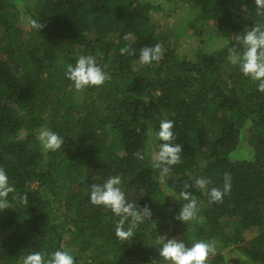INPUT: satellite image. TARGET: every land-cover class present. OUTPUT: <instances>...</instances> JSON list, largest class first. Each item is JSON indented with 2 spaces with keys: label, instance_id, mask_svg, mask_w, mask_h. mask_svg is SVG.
<instances>
[{
  "label": "trees",
  "instance_id": "obj_1",
  "mask_svg": "<svg viewBox=\"0 0 264 264\" xmlns=\"http://www.w3.org/2000/svg\"><path fill=\"white\" fill-rule=\"evenodd\" d=\"M165 1L185 2L187 28L198 35L197 23L214 24L223 46L179 54L152 18L160 7L145 0H0V167L15 188L0 210V264L57 250L69 251L75 264H152L161 262L158 236L188 247L214 242L207 264H227L222 251L250 237L247 262L264 264V93L228 61L235 36L259 19L254 0ZM19 5L45 25L41 32L18 27ZM157 43L163 59L139 64V50ZM124 46L136 54L121 55ZM82 55L94 56L111 79L76 92L65 71ZM163 119L173 121V143L182 145L180 163L164 177L146 157L149 134L162 143L155 134ZM249 122L255 150L236 157ZM41 127L64 139L59 150H43ZM225 173L230 192L209 203L196 179L223 189ZM116 175L122 191L152 212L127 241L115 236L118 218L90 202V186ZM185 184L199 209L187 224L175 219ZM24 194L27 204L14 198Z\"/></svg>",
  "mask_w": 264,
  "mask_h": 264
},
{
  "label": "clouds",
  "instance_id": "obj_2",
  "mask_svg": "<svg viewBox=\"0 0 264 264\" xmlns=\"http://www.w3.org/2000/svg\"><path fill=\"white\" fill-rule=\"evenodd\" d=\"M256 16L259 18L250 28L244 30L242 34L235 36L234 44L228 49V61L239 68L241 74L257 83L258 90L264 93V0H254ZM32 29L41 32L44 24L35 19L29 20ZM125 40L132 39V34L124 36ZM121 55H135L134 49L124 46L120 49ZM164 49L161 44L155 46H145L139 50V64L151 66L159 63L163 59ZM66 78L71 82L76 92H81L86 88L101 87L106 81L111 79L92 55L80 56L75 65L68 64L65 71ZM173 121L163 119L160 121L159 130L155 138L162 142L155 150L153 167L162 177L168 176L174 165L181 161L182 145L174 144L176 136L173 132ZM39 141L44 151L59 150L64 139L55 132L41 127L39 130ZM158 149V150H157ZM121 177L119 175L110 176L104 183H93L90 186V202L94 206H102L105 210L118 218L115 225V236L121 241L132 239L140 224L146 219L151 220L152 212L148 205L139 207L137 203L126 200L122 191ZM211 180L206 177H199L195 181V186L201 191H207L209 203H221L223 197L230 192L231 176L224 174L223 189L208 186ZM189 184L184 185V190L179 194V201L183 205L175 219L187 224L197 218V199L188 191ZM15 192L13 185L9 183V177L5 170L0 167V210L9 208L8 196ZM21 204H27V194L14 197ZM159 256L161 262L153 261L152 264H207L209 257L216 254V247L211 241H198L191 247L175 238L158 236ZM22 264H75L72 254L67 250H57L51 253L41 251L32 252L22 259Z\"/></svg>",
  "mask_w": 264,
  "mask_h": 264
},
{
  "label": "rangeland",
  "instance_id": "obj_3",
  "mask_svg": "<svg viewBox=\"0 0 264 264\" xmlns=\"http://www.w3.org/2000/svg\"><path fill=\"white\" fill-rule=\"evenodd\" d=\"M153 5H157L160 7L159 10L153 11L151 13L152 18L154 19L155 23L159 26V32L162 36H166L169 43H172V46L175 47V50L182 54L183 52L187 51L193 46H199L203 50L213 49V48H221L223 46V38L218 36L215 32V25L214 24H207L203 23H197V27H200L201 34L198 35L195 32H192L187 28V22L192 17V14L190 13L189 9L187 8L185 2L183 1H174L178 5L175 6L171 2L165 1V0H145ZM20 13L19 16H17V25L22 30H28L29 29V18L25 14V9L23 8V5H19L18 9ZM3 26H0V52L3 50L5 41L3 38ZM20 77V75H18ZM211 123L205 124V130H209L211 127ZM39 134V132H38ZM254 136V130L251 126V123L249 122L246 124L241 130H240V141L238 142L237 146L234 149V156L236 157H247L248 155L252 154V150H255L254 143L250 138ZM149 143L146 148V157L149 161V163L153 167L154 163V156H155V150L156 145L154 144V137L153 135L149 134ZM158 150V149H157ZM245 150H248V152H244ZM154 168V167H153ZM157 172V171H156ZM158 173V172H157ZM159 175V174H158ZM160 176V175H159ZM33 187L37 186V183L32 184ZM165 193H167L168 196L172 197L173 194L169 193L167 190H165ZM131 190H128L127 193H125L126 200L129 202H133L132 200V192ZM132 197H129V196ZM228 225V224H227ZM230 225V223H229ZM252 238L247 237L245 239V242L241 245H229L226 249L222 251V254H224L226 258L227 264H233L234 260L241 259V263L246 262L245 264H261V262H255V263H248V242ZM130 262V261H129ZM151 264V263H149Z\"/></svg>",
  "mask_w": 264,
  "mask_h": 264
}]
</instances>
